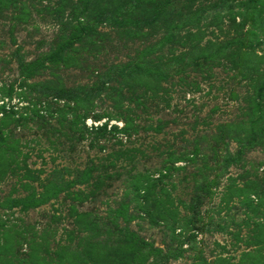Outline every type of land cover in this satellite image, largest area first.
<instances>
[{
	"label": "rangeland",
	"instance_id": "1",
	"mask_svg": "<svg viewBox=\"0 0 264 264\" xmlns=\"http://www.w3.org/2000/svg\"><path fill=\"white\" fill-rule=\"evenodd\" d=\"M0 264H264V0H0Z\"/></svg>",
	"mask_w": 264,
	"mask_h": 264
}]
</instances>
